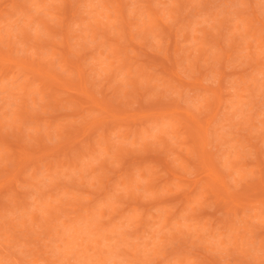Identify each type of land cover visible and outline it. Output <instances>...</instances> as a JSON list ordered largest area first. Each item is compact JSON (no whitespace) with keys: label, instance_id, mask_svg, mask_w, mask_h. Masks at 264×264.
<instances>
[{"label":"rangeland","instance_id":"1","mask_svg":"<svg viewBox=\"0 0 264 264\" xmlns=\"http://www.w3.org/2000/svg\"><path fill=\"white\" fill-rule=\"evenodd\" d=\"M175 1L0 0V264H264V0Z\"/></svg>","mask_w":264,"mask_h":264},{"label":"bare ground","instance_id":"2","mask_svg":"<svg viewBox=\"0 0 264 264\" xmlns=\"http://www.w3.org/2000/svg\"><path fill=\"white\" fill-rule=\"evenodd\" d=\"M98 1H99V0H98ZM173 1H175V0H173ZM176 1H177V0H176ZM176 1H175L174 5H176V4L178 3V4H177L178 6H180V4H181L182 2H185V0H184V1H183V0H181V1L178 0L177 3H176ZM189 1H190V0H189ZM191 1H192V0H191ZM17 2H18V1H17ZM35 2H36V1H35ZM179 2H180V3H179ZM39 3H40V2H39ZM102 3L104 4L103 0H102ZM101 5H102V4H101ZM16 6H17V5H16ZM69 6H70V5H69ZM102 6L105 7V5H102ZM178 6H177V7H178ZM183 6H184V4H183ZM79 9H80V8H79ZM159 12H160V11H159ZM46 13H47V12H46ZM48 13H49V12H48ZM50 13H51V12H50ZM55 13H56V12H55ZM153 13H154V12L151 13L152 15H150V14L148 13V15L152 18V16H153L154 14H155V16H156V13H154V14H153ZM53 15H54V14H53ZM22 16H23V15H22ZM51 16H52V15H51ZM66 16H67V15H66ZM155 16H153V19H154ZM27 17H28V16H27ZM31 17H32V16H31ZM62 17H63V16H62ZM157 17H159V15H157ZM157 17H155V18H157ZM34 18H35V17H34ZM65 18H66V17H65ZM37 19H38V18H37ZM66 19H67V18H66ZM28 20H29V19H28ZM33 20H34V19H33V17H32V21H31V22H33ZM35 20H36V19H35ZM156 20H157V19H156ZM156 20H155V21H156ZM9 21H10V20H9ZM36 21H37V20H36ZM36 21H35V22H36ZM62 21H67V20H65L64 18H62ZM13 22H15V21H13ZM45 22H46V21H44V19H38L37 25H41V24H42V25L44 26V28L49 27L48 25H46ZM60 22H61V21L58 22L59 25H60ZM7 23H8V22H7ZM15 23H16V22H15ZM29 23H30V21H29ZM61 23H62L61 26L64 25L63 22H61ZM131 23H132V22H131ZM33 24H34V22H33ZM65 24H66V23H65ZM37 25H36V26H37ZM66 25H67V24H66ZM69 25H70V24H69ZM8 26H9V25H8ZM36 26H35V27H36ZM149 26H150V25H149ZM37 27H38V26H37ZM22 28H23V27H22ZM47 29L49 30V28H47ZM68 29H69V28H68ZM146 29H147V28H146ZM146 29H144V30H146ZM236 29H237V28H236ZM247 29H248V28H247ZM7 30H8V29H7ZM36 30H37V29H36ZM151 30H152V29H151ZM238 30H239V29H238ZM249 30H250V29H249ZM24 31H25V30H24ZM69 31H70V29H69ZM149 31H150V30H149ZM246 31H247V30H246ZM6 32H7V31H6ZM13 32H14V31H13ZM146 32H148V31L146 30ZM8 33H9V32H8ZM20 33H21V32H20ZM65 33H66V31H65ZM11 34H12V33H11ZM39 34H40V33H39V31L37 30V31L35 32V35H34V36H36V38H39V37H40ZM68 34H69V33H68ZM71 34H72V33H71ZM145 34H149V36H150L151 34L153 35V33H151V32H149V33H145ZM9 35H10V34H9ZM21 35H23V34H21ZM155 35H156V34H155ZM256 35H257V34H256ZM1 36H2V35H1ZM11 36H12V35H11ZM11 36H9V39H10ZM13 36H14V34H13ZM24 36H25L26 38H29V36H28L27 34H25ZM68 36H69V35H68ZM66 37H67V36H66ZM254 37H255V36H254ZM260 38H261V36H260ZM1 39H2V38H1ZM260 40H261V39H260ZM261 41H262V40H261ZM258 42H259V41H258ZM260 43H261V42H260ZM258 44H259V43H258ZM259 45L261 46V44H259ZM262 45H264V43H262ZM231 46H232V45H231ZM233 46H234V45H233ZM232 48H233V47H232ZM260 48H261V47H260ZM229 49H230V48H229ZM258 51H259V50H258ZM261 51H262V50H261ZM259 52H260V51H259ZM259 52H258V53H259ZM258 53H257V54H258ZM1 54H3V53H0V55H1ZM260 54H261V53H259V54L257 55V57H260V56H259ZM2 56H4V55H2ZM2 56H1V57H2ZM1 57H0V58H1ZM11 57H12V56L10 55V58H9V57H8V58L11 59V60L13 59V60L15 61L14 57H12V58H11ZM16 57H17V56H16ZM18 58H19V57H18ZM216 59H217V58H216ZM257 59H259V58H257ZM7 60H8V59H7ZM7 60H6V61H7ZM20 60H22V58H20ZM35 60H36V59H35ZM16 61H18V60H16ZM257 61H258V60H257ZM197 62H198V61H197ZM258 63L261 64V63H264V62H262V61H261V62L258 61ZM190 64H192V63H190ZM188 65H189V64H188ZM262 65H264V64H262ZM48 67H49V66H48ZM190 67H192V65H190ZM190 67H189V68H190ZM23 68H24V67H23ZM79 69H80V68H79ZM77 70H78V68H77ZM105 70H106V69H105ZM105 70H104V71H105ZM261 70H262V69H261ZM261 72H264V71H261ZM51 73H52V72H51ZM54 73H55V72H54ZM81 75H83V74H81ZM90 76H91V75H90ZM55 77H56V76H55ZM55 77H53V78H55ZM82 77H83V76H82ZM88 77H89V76H88ZM252 78H253V77H252ZM255 78H256V77H255ZM60 79H61V78H60ZM85 79H87V77H86ZM85 79L83 78L84 81H85ZM257 80H258V78H256V80H254V81L256 82ZM86 81H87V80H86ZM86 81H85V82H86ZM88 81H89V80H88ZM258 82H259V81H258ZM88 83H89V82H88ZM133 83H134V82H133ZM133 83H131V85H133ZM139 83H140V82H139ZM136 84H137V82L134 83V88L137 87ZM253 84H254V83H253ZM78 85H79V84H78ZM137 85L139 86V84H137ZM260 85H264V81H262ZM25 86H26V85H25ZM25 86L23 85L21 89H22V90H23V88L26 89L27 86H26V87H25ZM58 88H59V87H58ZM83 88L85 89V85H83ZM138 88H139V87H137V89H138ZM145 88H146V87H145ZM86 89H87V88H86ZM219 89H220V88H219ZM134 90H135V89H134ZM24 91H26V90H24ZM146 91H147V90H146ZM211 91H212V90H211ZM220 91H221V90H220ZM136 92H137V91H136ZM148 92H149V91H148ZM214 92H215V93H214V97L217 98V103H215V104H216V105L218 104V106H219V103H220V102H219L220 98H218V97H219V94L216 93V91H214ZM143 95H144V94H143ZM212 99H213V98H212ZM218 99H219V100H218ZM240 100H241V99H240ZM231 102H233V101L231 100ZM237 102H238V101H237ZM229 104H230V103H229ZM235 104H236V103H235ZM235 104H232V105H235ZM238 104H239V102H238ZM232 105H230V108L233 107ZM236 105H237V104H236ZM231 106H232V107H231ZM210 107H211V106H210ZM236 107H237V106H235V108H236ZM238 107H240V106H238ZM238 107L236 108V110H237V109L239 110ZM113 108H114V107H113ZM235 108H234V110H235ZM114 109H115V108H114ZM225 109H226V108H225ZM26 110H27V109H26ZM226 110H227V109H226ZM226 110H225V111H226ZM229 110H230V109H229ZM234 110H233V111H234ZM240 110H241V112H243L242 109H240ZM116 111H118V110H116ZM215 111H216V113H217L218 110H215ZM227 111H228V110H227ZM20 112H21V111H20ZM22 112H25V113H26V112H28V110H27V111H25V110L23 111V110H22ZM22 112H21V114H23ZM230 112H231V111H230ZM234 112H238V111H234ZM213 113H214V112H213ZM21 114L17 115V117H16L17 120H18V118H19L20 120L23 119V118H22L23 115H21ZM116 115H117V114H116ZM21 116H22V117H21ZM21 118H22V119H21ZM24 118H25V117H24ZM198 125H199V124H198ZM200 125H201V124H200ZM208 126H209V125H208ZM194 127H195V126H194ZM189 128H190V127H189ZM190 129H191V128H190ZM199 129H200V128H199ZM194 130H195V129H194ZM140 132H141V131H140ZM196 132H197V131H195V134H196ZM204 132H205V131H204ZM142 133H143V130H142ZM142 133H141V134H142ZM146 133H147V132H146ZM205 134H206V133H205ZM143 135H144V133H143ZM196 135H197V134H196ZM196 135H195V137L197 138V136H198L199 134H198L197 136H196ZM211 135H212V134H211ZM38 137H39V136H38ZM38 137H37V138H38ZM143 137H144V136H142V138H143ZM193 137H194V136H193ZM37 138H36V139H37ZM196 138H194V139H196ZM209 138H210V137H209ZM143 139H144V138H143ZM37 140L40 141V137H39ZM204 140H206V139H204ZM204 140L201 141V142H200L201 144H199L197 147L201 148V146H203V144H205V142H206V141H204ZM144 141H145V140H144ZM196 141H197V142H196ZM196 141H195V142H196V144H197V143H198V138H197ZM41 142H42V141H41ZM195 142H194V143H195ZM145 143H146V141H145ZM39 144H40V143H39ZM162 144H163V143H162ZM143 145H144V147H145V145L148 146V143H147V144H143ZM110 146H111V145H110ZM234 146H235V145H234ZM236 146H237V145H236ZM193 147L197 148L196 145H194V144H193ZM107 148H108V147H107ZM108 149H110V148H108ZM204 149H205V148H204ZM194 150H196V149H194ZM204 152H205V150H204ZM20 155H22V154H20ZM223 155H224V154H223ZM234 155H235V154H234ZM205 156H206V155H205ZM228 156H229V155H228ZM230 156H232V155H230ZM202 157H203V159H202ZM207 158H208V157H207ZM201 159H202V161H204V159H205L204 156H201ZM210 159H211V158H210ZM229 159H230V158H229ZM232 159H233V158H232ZM232 159H231V160H232ZM19 161H21V160H19ZM211 161H212V160H211ZM236 161H237V159H236ZM204 162H206V161H204ZM16 163H17V162H16ZM19 163H20V162H19ZM206 163H207V162H206ZM204 164H205V163H204ZM204 164L202 163V166H204ZM235 164H236V163H235ZM232 165H233V164H232ZM232 165H231V166H232ZM205 166H208V165L205 164ZM220 166H221V165H220ZM224 166H225V164H224ZM226 166H227V165H226ZM233 166H234V165H233ZM90 167H92V166H90ZM212 167H213V166H212ZM207 168H209V167H207ZM221 169H222V167H221ZM234 170H235V169H234ZM92 171H93V170H92ZM211 171H212V169H211ZM231 172H232V171H231ZM222 173H223V172H222ZM222 173H221V170L218 171V169H216L214 172H211V173H210V177H211L212 179H214V180H213V183H214V184H215V182L218 183V184H216V187L220 185L221 188H225V187H226V185H225L226 183H224V181H223V178H222L223 175H222ZM130 174H131V173H130ZM92 175H93V174H92ZM238 175H239V174H238ZM34 176H36V175H34ZM128 176H129V175H128ZM36 177H37V176H36ZM130 177H131V176H130ZM37 178H38V177H37ZM131 178H132V177H131ZM149 178H150V177H149ZM127 179H128V178H127ZM212 179H211V180H212ZM148 180H149V179H148ZM131 183H132V182H131ZM30 184H31V182H30ZM214 186H215V185H214ZM150 187H151V186H150ZM216 187H215V188H216ZM262 187H264V186H262ZM211 188H212V187H211ZM213 188H214V187H213ZM215 188H214V189H215ZM217 188H218V187H217ZM221 188H219V189H221ZM148 189H149V188H148ZM37 190H38V189H37ZM129 190H130V189H129ZM225 190H227V189L225 188ZM225 190H224V191H225ZM215 191H216V192L218 191L217 194H219V196H222V194L224 193L223 190H220V191L222 192L221 194L219 193V190H215ZM151 192H152V191H151ZM133 193H134V192H133ZM128 194H129V193H128ZM40 195H41V194H40ZM217 196H218V195H216V197H217ZM219 196H218L217 198H219ZM222 198H223V197H222ZM36 199H37V197H36ZM135 199H136V198H135ZM34 200H35V199H34ZM38 200H40V198H39ZM44 200H45V199H44ZM41 201H43V200H41ZM48 201H49V200H48ZM198 201H199V200H198ZM32 202L35 203V202H37V201H33V200H32ZM40 203H42V205L46 206V208H47L48 206H49V208H50V206L52 207V205H51L50 202H49V204H48V202H47V203H45V202H44V203H43V202H40ZM35 204H36V203H35ZM37 204H38V203H37ZM4 205H5V204H4ZM32 205H33V204H32ZM32 205H31V206H32ZM230 205H231V204H230ZM19 206H20V205H19ZM38 206H39V204H38ZM36 207H37V206H36ZM41 207H42V206H41ZM1 208H2V207H1ZM19 208H20V207H19ZM49 208H48V210H49ZM238 208H239V207H238ZM16 209H17V208H16ZM50 209H51V208H50ZM235 209H236V208H235ZM7 210H8V209H7ZM23 210H24V214L30 215L29 217L32 218L31 220H33V218H35V216H37V215H35L36 213L33 214V212H32V214H31V213H30L31 211L29 212L28 208H26L25 206H24V209H23ZM23 210H21V211H23ZM44 210H45V209H44ZM21 211H20V212H21ZM52 211H53V210H52ZM94 211H95V210H94ZM42 212H43V211H42ZM48 212H49V211H48ZM92 212H93V211H92ZM100 212H101V211H100ZM102 212H103V211H102ZM5 213H6V212H5ZM13 213H14V211H13ZM24 214H23V215H24ZM39 214H40V213H39ZM50 214H52V213H50ZM96 214H97V213H94V215H96ZM100 214H101V213H100ZM19 216H20V215H19ZM21 216H22V215H21ZM21 216H20V217H21ZM87 216H88V215H87ZM6 217H7V216H6ZM14 217H15V216H14ZM7 218H8V217H7ZM38 218H39V217H38ZM2 219H3V218H2ZM13 219H14V218H13ZM15 219H16V218H15ZM94 219H95V217H94ZM8 220H9V219H8ZM19 221H20V220H19ZM176 221H177V220H176ZM120 222H121V221H120ZM179 222H180V221H179ZM179 222H177V223H179ZM65 223H66V222H65ZM92 223H94V222H92ZM165 223H166V222H165ZM181 223H182V222H181ZM181 223H180V224H181ZM139 224H140V223H139ZM165 225H166V224H165ZM182 225H184V224H182ZM84 226H85V224H84ZM88 226H90V225H88ZM106 226H107V225H106ZM113 226H114V225H113ZM120 226H121V225H120ZM4 227H5V226H4ZM115 227H116V225H115ZM74 228H76V227H74ZM86 228H87V227H86ZM118 228H119V226H118ZM108 229H109V228H108ZM112 229H113V228H112ZM112 229H111V230H112ZM169 229H170V228H169ZM48 230H49V229H48ZM48 230H47V231H48ZM73 230H74V229H73ZM92 230H93V229H92ZM106 230H107V229H106ZM106 230H105V231H106ZM3 231H4V230H3ZM74 231L76 232V230H74ZM87 231H88V230H87ZM120 231H121V230H120ZM120 231H119V232H120ZM75 232H74V233H75ZM80 232H81V231H80ZM90 232H91V231H90ZM96 232H97V231H95L94 233H96ZM113 232H114V231H113ZM49 233H50V232H49ZM86 233H87V232H86ZM91 233H93V232H91ZM97 233H98V232H97ZM104 233H105V232H104ZM110 233H111V231H110ZM140 233H141V231H140ZM1 234H2V233H1ZM76 234H77V233H76ZM102 234H103V233H102ZM114 234H115V233H114ZM116 234H117V233H116ZM10 235H11V234H10ZM33 235H34V234H33ZM100 235H101V234H100ZM105 235H106V234H105ZM107 235H109V234H107ZM7 236H8V235H7ZM11 236H12V235H11ZM60 236H61V235H60ZM63 236H65V235H63ZM73 236H74V235H73ZM90 236H91V235H90ZM119 236H120V235H119ZM0 237H1V236H0ZM8 237H9V236H8ZM8 237H7V238H8ZM13 237H14V236H13ZM15 237H16V236H15ZM57 237H58V236H57ZM65 237H66V236H65ZM103 237H105V236L103 235ZM103 237H102V238H103ZM106 237H107V236H106ZM124 237H125V236H124ZM2 238H3V237H2ZM9 238H10V237H9ZM51 238H52V237H51ZM73 238H74V237H73ZM99 238H100V237H99ZM5 239H6V238H5ZM79 239H80V238H79ZM115 239H116V238H115ZM118 239H119V238H118ZM55 240H56V239H55ZM76 240H77V239H76ZM94 240H95V241H93V242H94L95 246H96V245H97V246H96V247H95V246H94V247L92 246L91 248H92V250L95 251L96 255H93V257H92L91 260H87V259H86V255H87L88 252H86V251H87V250H86V251H85V255H82L83 257H85L86 260H85V261L80 260V261H83V262H84L83 264H104V261H105L106 258H107L105 255H106L107 253H110V252L112 251L110 245H109L110 248H106L105 250H103L102 247H101V246H102V244H101V240H96V239H94ZM7 241H8V240H7ZM107 241H108V240H107ZM110 241H111V240H110ZM2 242H3V241H2ZM63 242H65V241H63ZM72 242H73V241H72ZM61 243H62V242H61ZM70 243H71V242H70ZM70 243H69V244H70ZM80 244H81V243H80ZM108 244H110V243H108ZM127 244H128V243H127ZM47 245H48V244H47ZM81 245H82V244H81ZM104 245H105V244H103V247H104ZM116 245H117V244H116ZM72 246H73V245H72ZM154 246H155V245H154ZM67 247H69L68 244H67ZM98 247H100V248L102 249V251H101V249L99 250ZM106 247H107V246H106ZM53 248H54V247H53ZM94 248H95V249H96V248L98 249V253H97V249L95 250ZM156 248H157V247H156ZM72 249H73V248H72ZM72 249H66V250H65L66 252H64L65 254H63V255H62V253H63V252H62L60 255H61L63 258H62V257H61V258H62V259H66V258H68V257L70 256V254L74 252ZM83 249H84V248H83ZM87 249H90V248H87ZM67 250H69V251L67 252ZM70 250H71V251H70ZM74 250H75V248H74ZM90 250H91V249H90ZM144 250H145V249H144ZM151 250H152V249H151ZM79 251H80V250H79ZM113 251H114V250H113ZM83 252H84V251H83ZM243 252H244V251H243ZM67 253H68V254L70 253V254L67 255ZM76 253H77V252H76ZM76 253H75V254H76ZM79 253H80V252H79ZM81 253H82V252H81ZM104 253H105V254H104ZM119 253H120V252H119ZM75 254H74V255H75ZM77 254H78V253H77ZM82 254H83V253H82ZM88 254H89V253H88ZM103 254H104V255H103ZM112 254H114V253H112ZM246 254H247V253H246ZM65 255H66V257H65ZM79 255H80V254H79ZM79 255H78V256H79ZM107 255H108V254H107ZM110 256H111V255H110ZM120 256H121V255H120ZM58 257H59V256H58ZM112 257H113V256H112ZM143 257H144V256H143ZM59 258H60V257H59ZM89 258H91V257H89ZM144 258H145V257H144ZM78 259H79V257H78ZM81 259H82V258H81ZM108 259H109V258H108ZM117 259H118V258H117ZM75 260H76V258H75ZM119 260H120V259H119ZM67 261H69V260H67ZM109 261H110V260H109ZM113 261H114V260H113ZM1 262H2V261H1ZM1 262H0V263H1ZM77 262H78L77 264H80L79 260H78ZM2 263H3V262H2ZM67 263L70 264V261H69V262H66V264H67Z\"/></svg>","mask_w":264,"mask_h":264}]
</instances>
